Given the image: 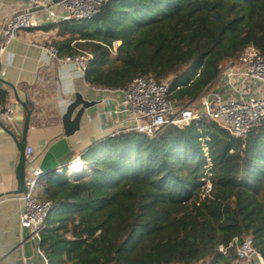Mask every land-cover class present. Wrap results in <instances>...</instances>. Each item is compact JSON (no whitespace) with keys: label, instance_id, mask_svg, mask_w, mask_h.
Returning <instances> with one entry per match:
<instances>
[{"label":"trees","instance_id":"trees-1","mask_svg":"<svg viewBox=\"0 0 264 264\" xmlns=\"http://www.w3.org/2000/svg\"><path fill=\"white\" fill-rule=\"evenodd\" d=\"M45 28L58 29L60 55H92L88 84L170 78L169 96L186 104L249 45L264 53V0H106L91 18ZM82 157L79 171L38 179L52 202L39 242L47 264H237L249 236L264 259V122L244 139L204 115L153 137L122 129Z\"/></svg>","mask_w":264,"mask_h":264},{"label":"built area","instance_id":"built-area-1","mask_svg":"<svg viewBox=\"0 0 264 264\" xmlns=\"http://www.w3.org/2000/svg\"><path fill=\"white\" fill-rule=\"evenodd\" d=\"M105 1L26 0V5L14 12L0 27V57L17 37L20 29H28L36 25L37 15L46 12L52 22L88 19L99 12ZM34 7L42 8L32 10ZM57 7L64 10L62 15L56 11ZM34 45L46 49L57 61L75 63L83 74L92 57L85 51L62 56L53 44L34 43ZM216 80L224 82L228 96L223 95L217 86L213 88V85L212 88L202 93L199 99L191 100L186 104L169 96L170 78L157 81L153 75H140L126 87H94L119 92L122 95L120 106L116 112L123 115L126 122L124 130H136L153 137L168 125L182 126L204 115L227 130L232 136L244 139L252 128L264 122V53L253 45H249L244 49L239 59H230L224 63ZM195 102H198V107L191 106V103L195 104ZM0 117L8 122L13 121L14 108L9 101L0 103ZM26 153L28 156L26 170L28 191L17 196V198H26V207L20 225L29 229L32 239L36 242V253L42 259L43 264H47L39 242L40 233L45 226L52 202L38 194V179L42 172L33 158V147L27 146ZM82 154L74 155L65 166L64 169L68 175L86 166ZM77 165L80 167L76 170L75 166ZM59 170L61 171V169ZM203 179L205 183L202 196H205L213 190V183L209 175ZM251 241L249 236L237 246L238 260L249 264L256 259L258 264H264L263 257L252 247ZM220 248L225 249L222 245ZM200 263L201 261L191 264Z\"/></svg>","mask_w":264,"mask_h":264},{"label":"crops","instance_id":"crops-1","mask_svg":"<svg viewBox=\"0 0 264 264\" xmlns=\"http://www.w3.org/2000/svg\"><path fill=\"white\" fill-rule=\"evenodd\" d=\"M25 5L26 0H0V27ZM56 11L60 15L64 13L60 7ZM50 23L52 20L46 12L37 15L36 25L20 29L0 57V76L15 85L22 100L31 102L27 143L33 147V158L38 165L46 148L62 136V115L76 92L95 104L86 109L81 129L69 138L75 155L83 153L95 140L122 130L126 124L123 115L116 112L122 100L119 92L88 84L75 63L57 61L46 49L34 45L50 44L57 37V28H45ZM215 86L228 96L224 82L216 80ZM0 90L8 92V101L14 108L12 122L0 117V195L6 197L18 186L19 150L13 135L21 139L27 109L16 101L12 88L0 82ZM249 264L258 263L254 259Z\"/></svg>","mask_w":264,"mask_h":264},{"label":"water","instance_id":"water-1","mask_svg":"<svg viewBox=\"0 0 264 264\" xmlns=\"http://www.w3.org/2000/svg\"><path fill=\"white\" fill-rule=\"evenodd\" d=\"M40 8L42 7H34L32 10ZM0 82L7 85L8 88H12L16 101L27 109L21 139L18 140L13 135L19 150V160L16 166L18 186L10 191L8 196L3 197V195H0V264H38V258L34 254L33 249L36 246V242L32 239L29 229L20 225V220L26 207V198H17L19 194L27 193L28 191L26 184L28 156L26 150L28 146L29 121L32 113V110L28 109V105L31 102L22 100L15 85L1 76ZM94 104L95 101L85 99L80 92L75 93V97L68 104L66 111L62 115V136L46 148L38 165L42 174L50 171L61 172L72 160L75 150L70 144L69 138L81 129V120L84 112ZM76 108L78 109L74 113Z\"/></svg>","mask_w":264,"mask_h":264},{"label":"flooded vegetation","instance_id":"flooded-vegetation-1","mask_svg":"<svg viewBox=\"0 0 264 264\" xmlns=\"http://www.w3.org/2000/svg\"><path fill=\"white\" fill-rule=\"evenodd\" d=\"M34 249V254L36 255V257L38 258V264H43L42 259L39 257V255L36 253L35 247Z\"/></svg>","mask_w":264,"mask_h":264},{"label":"rangeland","instance_id":"rangeland-1","mask_svg":"<svg viewBox=\"0 0 264 264\" xmlns=\"http://www.w3.org/2000/svg\"><path fill=\"white\" fill-rule=\"evenodd\" d=\"M192 107H198V102H195V104L192 105ZM237 264H241V261H239Z\"/></svg>","mask_w":264,"mask_h":264},{"label":"bare ground","instance_id":"bare-ground-1","mask_svg":"<svg viewBox=\"0 0 264 264\" xmlns=\"http://www.w3.org/2000/svg\"><path fill=\"white\" fill-rule=\"evenodd\" d=\"M79 167H80V165H77V166H75V169L77 170V169H79Z\"/></svg>","mask_w":264,"mask_h":264}]
</instances>
